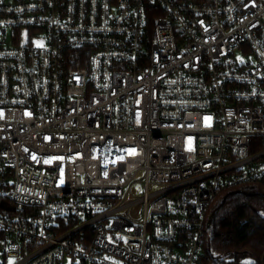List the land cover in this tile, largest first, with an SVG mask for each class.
<instances>
[{"label": "built area", "instance_id": "1", "mask_svg": "<svg viewBox=\"0 0 264 264\" xmlns=\"http://www.w3.org/2000/svg\"><path fill=\"white\" fill-rule=\"evenodd\" d=\"M0 113V264H206L264 183V0H0Z\"/></svg>", "mask_w": 264, "mask_h": 264}, {"label": "trees", "instance_id": "2", "mask_svg": "<svg viewBox=\"0 0 264 264\" xmlns=\"http://www.w3.org/2000/svg\"><path fill=\"white\" fill-rule=\"evenodd\" d=\"M264 183L247 182L222 193L205 227L206 264H264Z\"/></svg>", "mask_w": 264, "mask_h": 264}, {"label": "rangeland", "instance_id": "3", "mask_svg": "<svg viewBox=\"0 0 264 264\" xmlns=\"http://www.w3.org/2000/svg\"><path fill=\"white\" fill-rule=\"evenodd\" d=\"M138 191L141 192L142 191L141 188H138ZM14 262H15V259H13V258H11V259L8 260V264H12ZM67 263L70 264L69 261Z\"/></svg>", "mask_w": 264, "mask_h": 264}, {"label": "snow or ice", "instance_id": "4", "mask_svg": "<svg viewBox=\"0 0 264 264\" xmlns=\"http://www.w3.org/2000/svg\"><path fill=\"white\" fill-rule=\"evenodd\" d=\"M0 116H2V113H0ZM134 151H135V150H133V154H134ZM46 162H48V161H46ZM244 264H254V261H252V260H247V261L244 262Z\"/></svg>", "mask_w": 264, "mask_h": 264}, {"label": "water", "instance_id": "5", "mask_svg": "<svg viewBox=\"0 0 264 264\" xmlns=\"http://www.w3.org/2000/svg\"><path fill=\"white\" fill-rule=\"evenodd\" d=\"M264 258V257H263Z\"/></svg>", "mask_w": 264, "mask_h": 264}]
</instances>
